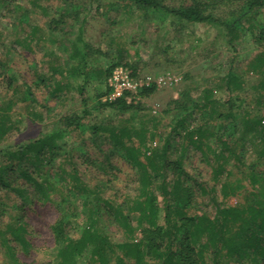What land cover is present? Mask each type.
<instances>
[{
  "label": "rangeland",
  "instance_id": "obj_1",
  "mask_svg": "<svg viewBox=\"0 0 264 264\" xmlns=\"http://www.w3.org/2000/svg\"><path fill=\"white\" fill-rule=\"evenodd\" d=\"M182 1L188 4L189 0H165L171 6ZM235 8L223 7L217 16L229 19V12ZM240 23L233 35L225 27L182 23L169 15L144 12L121 0H3L0 3V124L11 128L0 139V151L63 131L65 119L81 116V80L72 76L71 70L82 63L83 52L87 53L83 60L86 71L92 72L85 95L90 113L81 122L85 130L64 132L46 157V164L30 165L14 160L6 168L8 173L0 182V208L5 211L0 219V233L5 232L8 237V225L24 223L29 246L24 249L11 240L12 258L0 244V264L57 263L50 227L59 216L58 206L63 199L67 200L66 208L77 209L79 214L74 222L75 237L87 225L90 212H94L97 213L95 226L109 243L127 241L123 228L104 202L120 206L136 229L130 207L138 194V170L126 161L123 152L113 148L104 133L106 130H130L131 140L126 141L129 146H136L140 134L145 132L147 146L157 157L163 153L168 139L171 147L165 157L172 162L177 158L181 142L174 134L167 136L182 113L174 110L176 100L188 96L199 104L204 91L211 89L215 103L210 108L217 114L246 113L249 121L254 116L264 117L261 87L264 39L258 40L264 29V8ZM113 64L130 72V67L134 68L136 77L171 75L178 82L170 87H155L150 96L131 100L132 110L118 116L97 104L98 96L106 91L104 72ZM229 74L240 83L238 91L228 92L232 88L226 84ZM166 110L168 113H164ZM205 113L201 117L198 109L192 118L188 117L186 126L190 121V127L202 121L209 122V127L217 124L211 109ZM236 119L240 125L239 116L222 123L228 128ZM263 124L261 121L260 125ZM93 127L100 130L97 135L92 134ZM152 134L154 139L150 140ZM244 135L245 127L236 136V139L244 138L248 150L244 164L235 167L231 161L218 179L213 176V153L188 146L182 157V181L191 192L189 216L212 218L216 205L236 206L247 201L250 188L246 181L244 189L235 196L225 199L221 195L222 184L242 180L244 168L252 166L264 172V160L258 159V151L250 147L252 143L250 139L245 141ZM208 143L212 150L217 149L216 138L209 137ZM7 159L5 154L0 158V171ZM18 166L21 167L17 169ZM22 171L37 184L23 178ZM228 172L230 175H226ZM163 175L169 191L174 174L167 168ZM70 176L90 190L86 197L71 188ZM155 194L161 209L162 196L157 190ZM133 238H140L138 228ZM88 257L89 252L82 261L92 264ZM225 264H249V261L230 260Z\"/></svg>",
  "mask_w": 264,
  "mask_h": 264
},
{
  "label": "trees",
  "instance_id": "obj_2",
  "mask_svg": "<svg viewBox=\"0 0 264 264\" xmlns=\"http://www.w3.org/2000/svg\"><path fill=\"white\" fill-rule=\"evenodd\" d=\"M121 1L147 13L169 15L182 23L225 27L233 35L241 27L240 21L264 8V0H189L188 4L182 1L177 6L166 4L165 0ZM0 3H3V0H0ZM230 6L236 8L229 12V19L217 16V12L223 7ZM261 35L258 38L259 41L264 39V29H262ZM86 55L87 53L83 52L82 63L71 70L72 76L81 80L79 83V95L82 103L81 116L65 119L63 131L52 132L28 144L0 151V158L5 154L9 159H7V163L1 165V183L2 177L8 173L6 168L12 161L29 162L30 165L46 164V157L51 151L53 152L56 142L61 139L64 132L71 134L85 130L81 122L90 113L85 95L86 86L92 79V72L86 71L87 64L84 63ZM117 65L113 64L105 70V83L112 70L118 67ZM130 70L132 75H135L134 68L130 67ZM229 76L226 84L228 87L231 85L232 88H229L228 92L238 91L240 83L236 77ZM261 87L264 89V82ZM154 91L155 87L143 90L139 95L145 98ZM106 94L107 87L105 93L98 96L97 99V104L102 108H108L118 116L132 110V105L124 99H118L111 103L101 102ZM212 95L213 91L207 89L199 104L191 101L188 96L173 102L174 110H179L182 113L177 116L179 117L177 122L167 134L168 138L174 134L181 140L177 158L172 162H168L165 157L166 151L171 147L168 139L164 143L163 153L157 157L147 146L144 138L145 132L140 134L141 138L136 146L126 145V141L131 140V132L127 128H110L104 132L112 142L113 148L123 152L126 161L138 170V194L132 200L130 212L136 218V229L138 228L140 232V238L138 240L133 238L136 229L132 227L129 218L121 212V207H114L109 202H104V205L123 228L128 237L127 241L122 244L109 243L106 236H102L95 226L97 213L94 214V212H90L87 225L75 237L73 234L76 231L74 222L78 220L79 214L77 209L66 208L67 200L63 199L58 206L59 216L50 227L54 247L57 249L56 264H85L82 259L88 252L89 263L92 264H128V261L133 264H225L230 260L249 261V264H264V172L256 171L252 166H248L242 172V180L222 184L221 195L228 199L235 196L239 190L244 189V181H246L250 193L247 201L243 204L228 207L216 205L212 218L188 215L191 192L190 189L184 187L182 181L184 175L182 157L189 145L202 152L207 149L213 153L215 160L213 176L218 179L225 173V167L231 161L235 167L244 164V155L248 150L243 142L244 138L236 139V136L240 129L245 127L243 136L245 141L250 139L252 143L250 147L258 151V159L264 160V124L260 125L261 121L264 122V117L254 116L249 121L246 113L237 115L229 111L228 114H217L213 110L214 108H210L215 103L212 100ZM232 106L231 102L230 110ZM198 109L201 117L206 116L207 109H211L215 114L214 119L217 124L209 127V122L202 121L198 125L190 127L191 121H188L186 126L188 117L192 118ZM164 113H168V110ZM237 116L240 117L241 124L237 125L236 119L235 123H229L228 128H225L222 122L228 118L235 119ZM10 130V126L1 123L0 139L4 138ZM99 132L98 127L92 128L93 135H97ZM224 135L226 139H223ZM209 137L216 138L218 142L216 150L211 149L208 143ZM153 139L152 134L150 140ZM141 157H143V161L140 160ZM20 167L18 166L17 169ZM167 168L174 174L169 191H167V183L163 175V171ZM228 174L229 172L226 175ZM21 176L27 181H34L37 184L36 180H32V176L27 172L22 171ZM70 180L73 182L71 188L86 197L90 190L74 176H70ZM156 190L162 196V210L158 206ZM4 213L5 211L0 208V219ZM160 213H162L161 218H159ZM6 231L8 237L5 236V232L0 233V244L5 252L13 258L11 240L18 242L24 249L29 246L25 236L26 227L24 223L18 224L17 221L16 225H8Z\"/></svg>",
  "mask_w": 264,
  "mask_h": 264
},
{
  "label": "built area",
  "instance_id": "obj_3",
  "mask_svg": "<svg viewBox=\"0 0 264 264\" xmlns=\"http://www.w3.org/2000/svg\"><path fill=\"white\" fill-rule=\"evenodd\" d=\"M178 82V79L171 76H150L136 77L124 67L118 66L112 70L106 80L107 94L103 102H114L124 99L127 103L139 97L143 90L153 87H170Z\"/></svg>",
  "mask_w": 264,
  "mask_h": 264
},
{
  "label": "clouds",
  "instance_id": "obj_4",
  "mask_svg": "<svg viewBox=\"0 0 264 264\" xmlns=\"http://www.w3.org/2000/svg\"><path fill=\"white\" fill-rule=\"evenodd\" d=\"M36 236H37V238H40V233L37 232L36 233Z\"/></svg>",
  "mask_w": 264,
  "mask_h": 264
}]
</instances>
